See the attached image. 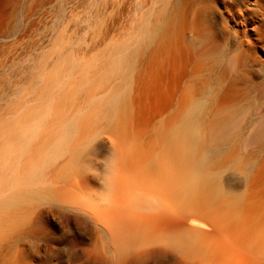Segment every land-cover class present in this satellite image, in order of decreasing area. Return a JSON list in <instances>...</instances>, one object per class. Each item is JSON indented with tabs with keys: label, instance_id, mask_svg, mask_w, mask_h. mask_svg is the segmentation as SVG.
<instances>
[{
	"label": "rangeland",
	"instance_id": "rangeland-1",
	"mask_svg": "<svg viewBox=\"0 0 264 264\" xmlns=\"http://www.w3.org/2000/svg\"><path fill=\"white\" fill-rule=\"evenodd\" d=\"M0 264H264V0H0Z\"/></svg>",
	"mask_w": 264,
	"mask_h": 264
},
{
	"label": "bare ground",
	"instance_id": "bare-ground-1",
	"mask_svg": "<svg viewBox=\"0 0 264 264\" xmlns=\"http://www.w3.org/2000/svg\"><path fill=\"white\" fill-rule=\"evenodd\" d=\"M117 100V99H116ZM114 100H112V98H110L109 99V101H107L106 102V104H105V106L107 107V110H108V112L109 111H111L112 110V108L113 107H115L116 105H115V103L113 102ZM117 102V101H116ZM115 105V106H114ZM237 129V128H236ZM246 147V146H245ZM244 147V148H245ZM237 152V146L235 147V153ZM236 201H238V199H236ZM191 214V213H190ZM193 215L192 216H199L200 215V210L199 209H197V210H195L194 211V213H192ZM183 217H185V216H183ZM182 220V222H184L185 221V218H183V219H181ZM181 222V223H182ZM180 234H183L182 235V237L185 235V234H187V230L186 231H184V230H181V233ZM180 234H178V235H180ZM178 235H176L177 237H179ZM181 236V235H180ZM175 237V236H174ZM182 237H180V238H177V241H178V239H182ZM171 239H172V237H171ZM175 239V238H174ZM184 239V238H183ZM178 243H179V241H178ZM183 243V242H182Z\"/></svg>",
	"mask_w": 264,
	"mask_h": 264
}]
</instances>
